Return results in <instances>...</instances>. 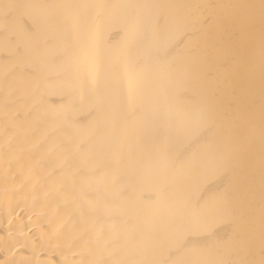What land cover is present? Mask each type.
Masks as SVG:
<instances>
[{"label": "bare ground", "instance_id": "6f19581e", "mask_svg": "<svg viewBox=\"0 0 264 264\" xmlns=\"http://www.w3.org/2000/svg\"><path fill=\"white\" fill-rule=\"evenodd\" d=\"M0 264H264V0H0Z\"/></svg>", "mask_w": 264, "mask_h": 264}]
</instances>
